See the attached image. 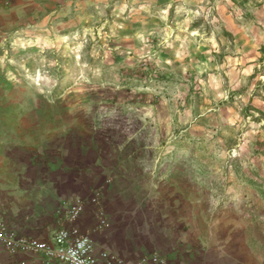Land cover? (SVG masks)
Masks as SVG:
<instances>
[{
  "label": "rangeland",
  "instance_id": "374dc122",
  "mask_svg": "<svg viewBox=\"0 0 264 264\" xmlns=\"http://www.w3.org/2000/svg\"><path fill=\"white\" fill-rule=\"evenodd\" d=\"M20 22L2 111L32 118L50 156L61 134L87 157L143 134L162 165L191 168L214 239L264 244V0H35Z\"/></svg>",
  "mask_w": 264,
  "mask_h": 264
},
{
  "label": "crops",
  "instance_id": "0c3cea01",
  "mask_svg": "<svg viewBox=\"0 0 264 264\" xmlns=\"http://www.w3.org/2000/svg\"><path fill=\"white\" fill-rule=\"evenodd\" d=\"M34 2H0V61ZM11 106L0 102V221L17 232L40 241L63 227L87 235L103 264H264L255 230L248 239L239 230L214 239L209 215L195 206L207 200L203 192L194 199L191 168L175 161L162 165L160 149L138 143L143 134L125 135L123 144L116 138L98 143L89 157L80 154L79 135L61 134L57 155L50 156L49 135L34 132L32 118L2 111ZM66 202L82 204L72 221L64 216ZM0 264L65 263L13 254L0 242Z\"/></svg>",
  "mask_w": 264,
  "mask_h": 264
},
{
  "label": "built area",
  "instance_id": "2783aa9c",
  "mask_svg": "<svg viewBox=\"0 0 264 264\" xmlns=\"http://www.w3.org/2000/svg\"><path fill=\"white\" fill-rule=\"evenodd\" d=\"M11 0H0L8 4ZM65 219L72 221L82 210L80 202L64 204ZM0 242L13 254L27 252L65 264H103L94 255L95 246L87 235H74L68 228H60L50 239L40 241L17 232L5 221H0ZM107 264H124L120 259H111Z\"/></svg>",
  "mask_w": 264,
  "mask_h": 264
}]
</instances>
